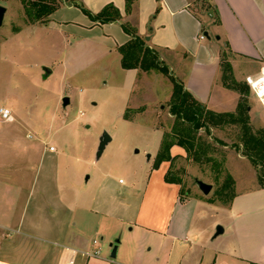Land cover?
Listing matches in <instances>:
<instances>
[{"label": "rangeland", "instance_id": "obj_1", "mask_svg": "<svg viewBox=\"0 0 264 264\" xmlns=\"http://www.w3.org/2000/svg\"><path fill=\"white\" fill-rule=\"evenodd\" d=\"M33 1L0 0L7 8L0 28V106L17 104L12 107L14 120L4 121L0 114V180L30 176L40 159L32 144H45L43 139H49L54 132L51 140L56 146L73 143L71 160L64 161L65 172L78 173L84 183L89 176L85 185L88 191L107 173L115 176L116 181L123 179L124 185L135 178L142 187L159 149L161 131L157 127L165 135L175 125V116L170 112L174 71L161 61L168 67V73L150 70L140 72L137 82L130 80L115 45L123 29L116 26L106 31L98 27L87 31L70 25L62 29L45 28L51 25L50 17L38 21L29 15ZM194 9L206 21L210 15L215 17L206 0H196ZM75 13L80 14L70 10L69 16ZM45 66L52 69L48 76L44 75ZM239 81L246 85L245 80ZM60 94L70 99L65 107L60 105ZM246 99L253 114L264 118V107L251 89ZM126 104L129 105L124 110ZM64 122L62 129H57ZM30 130L33 133L28 137ZM104 131L113 140L97 158ZM241 135L238 123L211 126L208 131L202 128L195 133L197 154L187 155L183 151L184 156H176L170 163V176L180 181L181 198L197 200L191 203L194 218L188 232L193 249L181 264H251L234 252L236 247L264 252V234L256 228L258 224L264 225V212L254 214V220L246 223L245 229L251 232L236 234L227 207L223 208L236 192V182L229 183L228 174L238 180L239 191L255 185V175L250 173L248 163L243 164L242 170H235L234 157L244 154ZM199 151H202L200 159ZM72 155L77 159L72 160ZM253 166L260 184V167ZM197 178L212 184L209 194L199 189ZM2 190L8 194V187ZM255 204V200L246 202L248 207ZM218 224L225 231L213 238ZM128 237L130 249L134 245L139 248L142 262L138 264H164V260L157 261L155 235L134 228ZM96 239L106 255L107 237L102 240L97 234Z\"/></svg>", "mask_w": 264, "mask_h": 264}, {"label": "crops", "instance_id": "obj_2", "mask_svg": "<svg viewBox=\"0 0 264 264\" xmlns=\"http://www.w3.org/2000/svg\"><path fill=\"white\" fill-rule=\"evenodd\" d=\"M61 1V6L49 16L51 25L45 28L62 29L70 25L87 31L98 27L110 31L116 26L123 29V24L130 23L184 87L213 111L236 112L241 98L238 91L223 82L220 57L224 49L228 50L238 81L264 70V0H206L215 15L214 18L210 15L207 21L195 11L196 0H133L130 11L126 9V0ZM110 3L119 9L121 18L108 23L94 21L77 6L82 5L96 15ZM70 10L80 14L69 16ZM122 32L115 44L117 49L132 37L124 29ZM45 67L44 75L48 76L52 69L47 75ZM126 70L130 80L136 82L140 72H145L138 68ZM60 99V105L65 107L61 94ZM16 106L15 102L0 108L7 107L12 112ZM248 113L251 125L263 129L264 118L255 116L252 106ZM12 116L14 120L13 112ZM61 125L57 129H62L65 122ZM157 129L161 131L160 149L164 131ZM32 133L30 130L27 136ZM54 137L53 132L49 139L42 138L45 144H32L40 159L30 176L0 180V264H138L142 262L139 248L134 245L130 249L126 241L134 228L156 236L158 262L181 264L193 249L188 232L194 218L191 203L197 200L182 199L180 185L165 180L170 162L163 161L158 168L147 169L142 187L135 178L124 185L123 179L116 181L115 176L107 173L88 191L85 185L89 176L84 183L78 173L65 172L64 161L71 160L73 143L59 147L51 140ZM170 151L172 156L182 157L185 149L174 144ZM73 159L77 158L72 155ZM245 162L255 175L254 188L239 191L238 180L232 176L236 182L235 196L228 206H223L227 207L236 234L251 232L245 229L246 223L254 220V214L264 212V188L258 183L251 160L244 154L234 157L235 170H242ZM244 174L246 171L241 173ZM7 187L5 194L2 188ZM250 200L256 201L252 207L246 206ZM256 228L264 234V225L258 224ZM97 234L102 240L107 237L106 255L102 254ZM116 243L115 259L109 253ZM238 247L234 252L240 257L251 264H264V252ZM98 248L100 255L95 256Z\"/></svg>", "mask_w": 264, "mask_h": 264}, {"label": "trees", "instance_id": "obj_3", "mask_svg": "<svg viewBox=\"0 0 264 264\" xmlns=\"http://www.w3.org/2000/svg\"><path fill=\"white\" fill-rule=\"evenodd\" d=\"M133 0H126V9L130 11ZM61 0H34L30 6L33 10L29 11V15L34 20L45 21L60 6ZM79 6L82 11L90 16L94 21L108 23L117 21L121 18L119 9L112 3L106 5L99 13H92L82 5ZM218 20V11L216 10ZM123 29L132 37L124 44L120 45L119 52L122 55L121 65L124 69H142L144 71L158 70L168 73V67L159 59L155 49L149 47L145 39L136 33V28L130 24H123ZM220 65L222 69V78L225 86L238 91L241 95L236 112H216L208 109L202 102L197 100L176 77L171 76L173 82V92L171 96L170 112L175 116V125L172 132L163 136L160 149L156 155L154 168H158L161 162L169 161L173 163L176 156H172L171 147L174 144L182 146L187 155L194 152L195 149V133L202 128L207 131L211 126L231 124H241L244 154L252 161L255 166L260 167L259 181L261 187L264 188V129H255L250 123L248 113V103L246 93L250 87L246 83L238 81L233 73L232 64L229 60V54L222 52L220 57ZM194 150V151H192ZM202 151L198 152L200 159ZM167 182L180 183L179 180L170 176V171L165 175ZM229 183L234 182L232 175L228 174ZM235 194L230 197V202Z\"/></svg>", "mask_w": 264, "mask_h": 264}, {"label": "water", "instance_id": "obj_4", "mask_svg": "<svg viewBox=\"0 0 264 264\" xmlns=\"http://www.w3.org/2000/svg\"><path fill=\"white\" fill-rule=\"evenodd\" d=\"M7 12V8L3 5L0 4V28L1 26L3 25V22H4V18H5V14ZM206 35L209 36L208 32H206ZM217 38H220L219 35H217ZM146 39H149V37H146ZM45 72L46 74H50L51 73V69L48 68V67H45ZM70 103V99L68 97H64L63 98V105L64 106H67L68 104ZM112 140V136L107 132V131H104L102 133V135L100 136V139H99V145H98V148H97V153H96V157L97 158H100L102 153L104 152L106 146L108 145V143ZM151 155L148 154V157H150ZM197 181V185L199 187V189L204 193V194H209L213 188L212 184L210 183H207L201 179H196ZM224 232V227L220 224H218L216 226V231L214 233V237H217L218 235L222 234ZM118 242V241H116ZM116 251H117V243L115 245H113V248H112V253H111V256L114 258L116 257Z\"/></svg>", "mask_w": 264, "mask_h": 264}, {"label": "built area", "instance_id": "obj_5", "mask_svg": "<svg viewBox=\"0 0 264 264\" xmlns=\"http://www.w3.org/2000/svg\"><path fill=\"white\" fill-rule=\"evenodd\" d=\"M201 38H205L204 34H201ZM245 82L249 85L251 91L257 96L259 101L264 105V70L258 75H247L245 77ZM263 90V94H261ZM0 114L4 121H11L13 119L12 112L10 108L1 107ZM54 150V147H50ZM95 256L100 255V248L96 249L93 253Z\"/></svg>", "mask_w": 264, "mask_h": 264}, {"label": "bare ground", "instance_id": "obj_6", "mask_svg": "<svg viewBox=\"0 0 264 264\" xmlns=\"http://www.w3.org/2000/svg\"><path fill=\"white\" fill-rule=\"evenodd\" d=\"M261 94H263V90H261Z\"/></svg>", "mask_w": 264, "mask_h": 264}]
</instances>
